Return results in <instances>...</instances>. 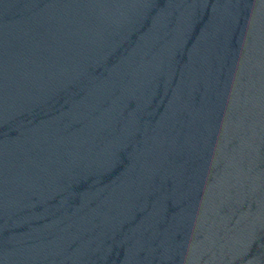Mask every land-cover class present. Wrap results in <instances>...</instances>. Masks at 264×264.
I'll return each instance as SVG.
<instances>
[{
    "label": "water",
    "instance_id": "water-1",
    "mask_svg": "<svg viewBox=\"0 0 264 264\" xmlns=\"http://www.w3.org/2000/svg\"><path fill=\"white\" fill-rule=\"evenodd\" d=\"M0 264H264V0H0Z\"/></svg>",
    "mask_w": 264,
    "mask_h": 264
}]
</instances>
